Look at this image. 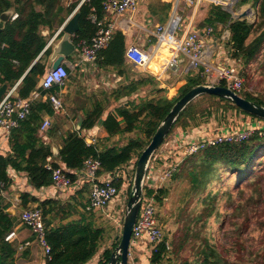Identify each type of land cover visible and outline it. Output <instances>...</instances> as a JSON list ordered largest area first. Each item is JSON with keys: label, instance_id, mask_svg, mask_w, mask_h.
<instances>
[{"label": "trees", "instance_id": "trees-1", "mask_svg": "<svg viewBox=\"0 0 264 264\" xmlns=\"http://www.w3.org/2000/svg\"><path fill=\"white\" fill-rule=\"evenodd\" d=\"M66 1L68 0H0V15L10 9L18 14L15 19L11 18L7 22L0 35V87L4 84L12 87L21 80L18 85L19 96L29 97L34 92L42 91L39 87V80L49 70L48 59L53 51L52 45L47 47L49 38L55 32V28L62 25L66 17L77 6L80 5L77 11L80 27L73 38L74 41L77 42L81 38L91 39L96 33L97 27L92 23L90 16L92 13L103 16L104 0H71L69 4H66ZM239 2L240 4H252L257 16L254 22L234 18L232 13L221 4L210 3L207 16L197 26L212 25L216 34L221 31L220 27L222 30L229 28L231 36L227 43L231 56L243 62L246 71L243 69L242 75L249 78L247 68L252 66L253 61L264 48V0H239ZM171 6L172 4L165 3L160 12L154 10V13L168 12ZM45 27L49 28L48 34L43 33ZM62 34L63 32L58 37ZM126 45L125 32L117 30L109 45L99 52L98 66L103 69L114 68L119 74L125 75ZM67 69L70 71L69 68ZM187 76L186 83L179 88V94L173 98L167 95H154L148 98L142 97L139 101L128 100L106 115L102 101H97L89 111L84 112L81 119V130L102 126L108 136L101 142L97 140L96 143L88 144L85 136L79 131L70 130L63 137L56 157H59L65 168L69 170L81 168L85 159L90 156L99 158L101 167L98 174L100 175L114 173L129 164L134 157L140 156L149 144L161 121L176 101L195 85L205 83V79L200 75L189 74ZM147 82L146 78L137 79L128 87V92L120 91L124 88H118L112 94L116 99H120L121 94L125 97L138 92V85H145ZM149 83L154 85L151 79ZM61 89L62 86L54 85L43 90L42 94H58ZM156 90L163 92L165 89L157 88ZM240 94L247 99L264 104V99L247 90L246 81L245 88ZM202 96L217 99L239 113L250 115L264 122V119L242 110L224 97L214 94ZM192 103L193 101L182 111L172 130L179 125L187 128L190 119L196 118L194 110L186 111ZM220 110L216 111L221 113L225 109ZM56 114L51 100L44 101L42 97L37 98L32 103L28 117L21 122L20 126L12 130L11 151L7 154L0 153V181L4 182L6 187L12 182L10 168L26 172L30 183L35 187L40 188L52 184L53 170L49 169L47 164L48 157L55 158V153L52 145L46 143L40 135V127L45 115L54 116ZM212 115L213 112L208 115V118ZM223 117H226L225 112ZM58 126L50 127L49 133L58 132ZM136 130H140L143 137H130L121 145L103 143L117 135L128 134ZM50 164L52 167H62L58 161L52 160ZM68 174L73 180L77 177L70 171ZM224 176L228 181H230L229 176L237 179L236 191L230 186L225 188L220 183ZM173 178L179 181L187 178L196 194L210 189L202 200L206 205L204 211L206 216L201 214L196 222L204 221L207 227L212 216H216V221L222 220L225 226L224 234L230 242V247L222 251L214 241L210 229L199 241L195 242L194 239H190V236L198 235L195 227L186 226L181 243L172 251H168L164 244L159 245L157 251H154L150 257L153 264H161L170 253H179L191 241H194L191 249L195 252V259L194 261L185 259L183 264H244V262L248 264L249 261L264 264V219L260 221L263 234L259 246L252 250L244 240L253 219L259 221L264 215V128L256 129L247 140L207 146L186 156L179 164ZM123 182V178L114 180L119 188ZM216 183L218 187L214 189L213 186ZM149 193L152 192L149 191ZM167 194L168 189L164 187L159 189L158 202H163ZM221 195L231 205V209L224 212L223 218L216 205L219 198L223 197ZM30 201L37 202L38 199L23 193L22 205L25 207ZM57 204V201L51 199L39 201L44 217ZM7 208L6 205L0 203V264H16L17 246L14 242L8 241L6 237L18 221L15 215L7 213ZM47 226L51 257L46 256V264H85L97 254L104 237V229L92 220L71 221L56 228ZM233 252L234 259H232ZM110 255L111 250H105L101 264H107Z\"/></svg>", "mask_w": 264, "mask_h": 264}, {"label": "built area", "instance_id": "built-area-1", "mask_svg": "<svg viewBox=\"0 0 264 264\" xmlns=\"http://www.w3.org/2000/svg\"><path fill=\"white\" fill-rule=\"evenodd\" d=\"M189 5L196 6L210 0H185ZM213 1V0H212ZM217 4H222L224 0H215ZM228 4L234 5L237 0H227ZM139 0H104L103 8L106 11L114 12L117 16L114 20L101 18L93 13L90 18L97 27L96 33L91 39L81 38L77 45L79 49L78 65L84 63L94 64L99 52L107 47L117 30H126L130 26V20L123 18V14L128 10H136ZM181 0L175 1V9L167 23L156 25L153 34L156 37L155 43H149L146 47L132 44L126 50V59L136 68L146 70L154 63H158L162 71H167L174 76L200 75L205 79V84L224 85L240 93L245 88V79L242 75L243 62L240 59L233 58L229 51L227 61L219 62L210 60L212 52V41L216 40L214 26L207 25L198 27L189 25L183 30V18L177 13ZM227 4V5H228ZM18 16L15 13L12 19ZM63 28V27H62ZM62 30V29H61ZM183 30V32H181ZM224 38V34H223ZM149 41H151L149 39ZM162 50L168 52L166 59H162ZM187 59L184 64L182 58ZM193 70V71H190ZM180 74V75H179ZM70 73L67 66L62 63L56 70L49 68L43 76L41 85L42 91L49 89L54 85L65 86ZM224 83V84H222ZM14 90V89H13ZM13 90L8 92L0 101V129L11 134L12 130L20 126L31 112L32 103L35 99L45 97L51 100L55 112H61L64 109L63 101L57 94H42V91L32 93L29 97L15 96ZM256 123H248L247 129L219 130L212 136H206L203 139H191L183 141L182 137H174L169 141L167 138L162 145L155 151L146 174L144 192L141 198V207L139 216L133 229L131 245L129 250V260L132 257V250L140 244L148 246L149 255L157 251L159 245L164 244L168 251L172 249L171 240L165 235L163 224L159 219V202L157 195L159 189L166 186L172 180L179 164L182 160L193 153L198 152L207 146H215L226 142H239L251 137L256 129L264 128V122L254 119ZM51 118L44 117L40 131H47L51 126ZM259 124H262L259 125ZM82 134V133H81ZM83 135V134H82ZM88 144L96 143L94 137H86ZM157 156L160 159H157ZM51 160V157H48ZM134 166V165H133ZM47 167L53 170V185L59 190H72L77 188V180L80 185L88 184L90 186L89 202L86 204V210H106V207L121 196V189L114 183V180L121 178L118 170L115 171V177L102 178L98 171L101 167L99 158L90 156L85 159L83 166L79 169L69 170L63 167H52L48 162ZM74 173L79 179L73 180L68 172ZM106 177V176H104ZM125 180V179H124ZM124 183V182H123ZM5 183L0 181V189L3 190ZM146 188V189H145ZM152 192V193H149ZM107 215L115 219L113 213ZM21 220L24 225L29 227L36 235V240L44 249L47 257H51V245L47 240V228L44 221L43 208L39 205L23 209ZM111 218V219H112ZM123 223V222H122ZM15 235L12 231L7 235V240ZM129 264V262H128Z\"/></svg>", "mask_w": 264, "mask_h": 264}, {"label": "crops", "instance_id": "crops-1", "mask_svg": "<svg viewBox=\"0 0 264 264\" xmlns=\"http://www.w3.org/2000/svg\"><path fill=\"white\" fill-rule=\"evenodd\" d=\"M70 1L71 0L66 1V4H69ZM175 1L176 0H139L138 7L136 10L126 11L122 17L127 20H130L129 21L130 26H128V28L125 31L124 30L122 31H124L126 34L127 48L132 44H137V45L146 47V45H148L149 43L151 44L155 43L156 37L153 34V31L155 30L156 25L167 23L169 21L172 14L174 13ZM237 2H238L237 3L238 5L236 6L235 5L236 3H234V5H230L228 4L230 2H228L227 0H224V2L221 5L226 10L231 12L234 18H237V15L240 14L241 12L248 11L249 13L250 11L254 9V8L253 9L251 8L252 7L251 3L240 4L239 0H237ZM165 3L172 4L168 12L163 11V14L154 13V10H157L160 12L162 5ZM210 3L217 4L215 0L213 1L210 0V1H206L202 3L196 8V6L189 5L185 0H181L179 7L177 8V13L181 15L183 18V30H186L190 24L197 26V24L201 22L207 16L208 10H209L208 7ZM79 6H77V8L70 15L66 17V20L64 21L62 25L55 28V32L49 38L47 47L50 45L54 46L55 43L60 39L61 36L60 37L58 36L61 32H63V30H61L63 25L74 13H78L77 11H78ZM227 7H229L231 10ZM232 9H234L235 11H238L239 13L237 12V14L235 15L233 13L234 10L232 11ZM104 11L105 12L103 16H100L98 13L96 14L100 16L101 18L106 17L108 21L114 20L115 17L117 16L114 12L106 11V10ZM183 30L181 32H183ZM220 30L221 31L219 33L217 34L215 33L216 40L212 41V52L210 53V60L215 61V62H219L220 59L223 61H227L228 56H229V51H230L229 44L227 43V40L229 39H226L225 37L223 38V34L230 29L225 28L222 30V27H220ZM43 33L48 34L49 28L45 27ZM74 36L75 35L72 36V39L74 38ZM149 39L151 41H149ZM74 42L76 44L75 51L68 57L67 60L63 62L67 66V68L70 69L69 73H71L73 69L77 68L80 74L83 73L86 76L92 75L93 82L95 81V79H100L101 82L104 84V88L110 89V90L111 88H114L115 90H117L116 84L120 82L123 77L126 78V76L122 75L123 76L122 77L121 74H119L118 71L114 69V71H116L117 73L115 72V74H112L113 76H110L111 73L109 71H103L102 73L103 77L101 76V78L100 77L97 78L96 76L98 72L103 70V68H100L97 64L98 59L95 60L94 64L84 63L82 65H78L79 49L77 45L79 43V40L77 42L76 41ZM167 56H168V53L167 55H165L164 53H161V57L163 60L166 59ZM126 61L127 62H126L125 68L128 67L127 65L128 63H130L133 67H135L127 59ZM182 62H184L185 64L187 62V59L183 57ZM48 65H49V68L51 67L50 65H52L51 58L48 59ZM139 70L146 72V75H147L146 77L138 78V79L146 78V80L148 81L146 85L150 86L149 84H151L152 88H155V86H153L152 83H149V79H151L154 85L156 84L157 86L156 88H163V89L168 88L170 91V94L173 89L176 90L174 86H170L169 84L171 83L170 80L174 78L175 76L171 73H168L165 70L162 71L158 63L152 64L147 70L146 68L139 69ZM190 71H193V70H190ZM182 76H179V77L181 78ZM179 77H176L177 79H173V80H180ZM41 78H43V76ZM187 78L188 77H186L185 79ZM20 82L21 80L18 81L12 87H8L6 84H4L6 85V91L3 94V96H5L8 92L12 91L13 89H14L13 94L15 96L19 95L18 85L20 84ZM176 82L178 83V81ZM93 84H95V82ZM96 85L98 86V84ZM64 87L65 86L62 87L61 91H64L65 89ZM175 94H176V91H175ZM57 95H59V93ZM42 98L44 101L46 100L45 97H42ZM91 108H87L85 105H80L78 109V111L80 112V116L75 119L76 122H75L74 128L75 130L82 133L83 136H86V137L90 136L96 139L98 138V136H100L99 138L104 139L108 136V133L102 126H95L94 128L89 129V130L86 129V131L77 129L78 126L80 125L81 119L83 118L82 115L84 116V112L89 111ZM108 112L109 111H107V113ZM56 113L60 114L59 112H56ZM242 114L243 113L235 112V118L239 119V117L243 116ZM44 117H50L52 121V117L54 116L45 115ZM60 128L61 129H58V132L53 133V134L49 133V129L45 132L40 131V135H42V138L46 143H49L52 145L53 150L57 151V152L54 151L55 158L54 157L51 158V160L50 161L48 160V162H51L52 160L58 161L60 162L62 167L65 168L64 163H62L59 157H56V155L59 152V148L61 147L63 137L66 135L68 131L74 130V129H72L69 125H64V128L63 127H60ZM227 129L229 128L227 127L226 122L223 120L222 114L220 112H217V113H213V115L209 117L207 120H200L199 123L195 126L189 125L187 128L183 129V131L182 130L178 131L174 137L181 136L183 141H188L191 139H203L206 136L209 137V136L216 134V132L219 130H227ZM10 137H11V134H7L0 129V153L7 154L11 151ZM174 137L168 140L171 141L174 139ZM132 168H133V162H130L128 165H125L119 168L117 173H119L118 175H120L121 178L126 179L128 175L126 170H129L131 172ZM9 173L12 178V182L10 183L8 187H6V184H5L3 190L0 189L1 190L0 191V203L3 205H6L8 207L7 210L9 209L10 211H12L10 215H15L17 217L18 223L15 225L14 229L12 230L15 232V235L11 239L8 240V241L14 242L17 246L16 264H46V254L44 252L43 247L39 245V243L37 242L36 235L32 232V230L29 227H27L26 225L22 223L21 213L23 209L29 208L31 206L39 205V201H44L46 199L57 201L58 204L54 206L55 208H53V210L51 209L50 212H47L44 217L45 224L47 222V225H49V228H56V227H60L61 225L66 224L71 221L81 222L85 220H92V222H94L97 226L100 227L99 225L100 223L103 224V223L110 222L109 220H111L112 218L111 216L105 213L106 211H108L110 215L113 213L114 215L117 216V214L120 213V211L124 207L125 198L122 199V197L119 196L115 201H112V203L106 207V210L102 209V210L88 211L86 210V206H87L86 204L89 202L90 186L87 189L86 187L88 186V184H85L79 187L78 185L81 184L80 180L76 181L78 182V185H76L77 188H72V190L70 191L69 190L64 191V190H59L55 185H53V183L51 185L43 186L40 188L35 187L32 183H30L27 173L23 171H17L13 168H10ZM101 176H103L102 178L115 177V172L102 174ZM76 179H79V177L77 176ZM23 193H27L29 196L36 197L38 201L37 202L30 201L27 204V206L24 207L22 205V194ZM118 207H120L119 211L117 210ZM92 212H96V214H91ZM159 212H160V207H159ZM99 216H102V218L100 219ZM102 228H103V225H102ZM105 234H106V230H104V235ZM104 239L105 237H103L101 241V246L97 254L85 264H101L105 250L110 249L112 253L114 248L117 246L118 241H115V242L108 241V243L106 241V243H104ZM135 255L139 259V261L137 262L138 264H153L150 261L151 256L149 255L148 246L146 244H140L138 247L132 250V257H130L129 264H136V262L132 263V259L133 257H135Z\"/></svg>", "mask_w": 264, "mask_h": 264}, {"label": "rangeland", "instance_id": "rangeland-1", "mask_svg": "<svg viewBox=\"0 0 264 264\" xmlns=\"http://www.w3.org/2000/svg\"><path fill=\"white\" fill-rule=\"evenodd\" d=\"M236 6L238 5L237 1L235 2ZM229 8V7H227ZM236 8V7H235ZM253 9V7H251ZM230 9V8H229ZM231 10V9H230ZM234 9H232L233 11ZM238 11L234 10V14L236 15ZM239 13V12H238ZM257 16L255 13V10L253 9L248 13V15L245 17V19H248L250 22H254L256 20ZM230 49V47H229ZM162 52L167 55V51L162 50ZM128 67L125 69V75L122 80L118 82L117 89L118 88H124L123 92H128L130 85L133 81L137 80L140 77H146V72H143L139 70L136 67H133L130 63L127 64ZM244 71H246L245 66L243 67ZM248 75L249 78L244 77L246 81V88L248 91L253 93V95L264 99V48L259 53L257 58L253 61L252 66L249 67ZM103 71H109L111 74L110 76H113L112 74H115L116 71H114V68L109 69H103L97 74V78L103 77ZM117 73V72H116ZM182 76V75H181ZM175 76L170 80L171 83L170 86H174L176 88V94L170 91L169 89H165L163 92H159L156 89V84L153 85L155 88H152V85H138L139 90L138 92H134L128 96L124 97V94H121L120 99H116L112 92L115 90L114 88L106 89L104 88V84L101 82L100 79H95V84H93L92 75L86 76L83 73L80 74L79 70L73 69V71L70 73L68 80L65 84L64 91L58 92L60 97L63 100L64 103V109L60 112V114L54 115L52 117V123L51 126H58L64 128V125H69L72 129H75V119L80 116V112L78 111L80 105H85L87 108H91L95 105L97 101H102L104 107H105V114L107 111H114L115 107H117L120 104H125L128 100H135L139 101L140 98L145 97H152L154 95H167L169 98L176 97L179 93V88L186 83V73L179 79L180 80H173L177 79ZM188 77V76H187ZM133 78V79H132ZM184 79V80H183ZM178 81V83L176 82ZM180 81V83H179ZM98 84V86L96 85ZM107 87V86H106ZM152 88V89H151ZM140 91V92H139ZM157 91V92H156ZM100 92V94H99ZM100 95V96H99ZM228 106L226 103L220 102L217 99H211L209 97L205 96H199L197 97L191 107H189L186 111L194 110V116L196 115L195 119H190L188 125H197L200 120H206L208 118V115H211L213 113H217V109H225L224 112L226 113V117H222L223 120L226 122L228 128L232 129H247L248 123L253 122L254 118L250 115L242 114L243 116L239 117V119L235 118V112L234 108H226ZM221 111V110H220ZM83 117V115H82ZM81 117V118H82ZM243 117V118H242ZM80 119V118H79ZM255 123V122H253ZM262 126V124H259ZM70 128V129H71ZM186 127H183L181 125L175 127L168 136L167 139L173 138L176 133L180 130L183 131ZM69 129V130H70ZM142 136L140 130H136L131 133H126L123 135H117L113 138H111L109 141H105L103 143L106 144H124L130 137H138ZM98 141H102L103 138H99ZM139 156L134 157V159L131 161L133 162V168L130 172L127 171V178L124 180V183L120 187L121 189V197L125 200L124 207L120 213L117 214V217H115L116 220L111 219L110 222L107 223H100V227H102L104 230H106V234L104 235V243H108V241H118L120 240L121 234H122V227H123V219L125 215L126 206L130 197L131 189H132V183L134 179L135 174V168H136V162L138 160ZM157 159L159 160L160 157L157 156ZM128 165V164H127ZM230 181H228L225 176L223 177V181L220 182L225 186V188H228L230 186L234 191L237 190L235 177H230ZM219 183V182H218ZM218 183L213 186L214 189H217ZM89 187V185L86 187V189ZM165 189H168L167 197L164 198L163 202L159 203L160 212L158 213L159 219L161 220L163 224V229L165 232V235L168 239L171 240L172 243V249L171 251L181 243L182 236L185 234V228L186 226H194L195 232L198 234L197 236H190V239H194L195 242L199 241L200 238L206 234V231L210 229L213 233L214 241L218 245V247L222 251H226L227 248L230 247V242L227 240L225 236V226L222 220L216 221V216H212L211 219L207 223V227L204 225V221L202 222H196L201 214L205 215V207L203 203V197L207 194V192L210 190H206L203 193L196 194L194 190L192 189V185L190 181L187 178H182L180 181L178 179L172 178L171 181H169L166 186H164ZM223 196V195H221ZM217 207H219L220 210V216L223 218V214L225 211L231 209L230 203H228L227 199L223 196L220 197L219 200L216 202ZM117 210H120V207L117 208ZM91 214H96V212H92ZM102 214V213H101ZM103 215V214H102ZM101 219L102 216H99ZM264 219V215L260 218L258 221L257 219H253L251 227L249 228L247 234H245L244 240L247 242L248 247L252 250H255L262 239V230H261V224L260 221ZM116 238V240H115ZM174 241V242H173ZM194 241L189 242L185 248H183L179 253H170L161 264H183V261L185 259H189L190 261H194L195 259V252L192 248ZM247 254V252H246ZM234 255V252H233ZM235 258V255L232 259ZM139 261L138 257L135 255L132 259V263ZM246 264V262H244ZM248 264H257L253 261H249Z\"/></svg>", "mask_w": 264, "mask_h": 264}, {"label": "water", "instance_id": "water-1", "mask_svg": "<svg viewBox=\"0 0 264 264\" xmlns=\"http://www.w3.org/2000/svg\"><path fill=\"white\" fill-rule=\"evenodd\" d=\"M252 10V9H251ZM14 10L10 9L4 11L0 15V35L6 24L12 18ZM248 15V11L241 12L237 15V18L245 19ZM79 13H74L63 25V34L60 39L53 46L51 54V67L57 69L61 64L68 59V57L75 51L76 44L72 39V36L79 30ZM231 31L228 30L224 33V37L229 39ZM43 78L39 81V87L43 83ZM6 91V85L0 87V101L3 94ZM204 94H214L220 97H224L232 101L236 106L242 110L255 115L259 118L264 119V104L257 103L253 100L247 99L240 93L235 92L224 85H209L205 83L197 84L187 91L171 108L170 112L164 117L155 131L149 144L141 152L135 168L134 179L132 183V189L130 197L126 206L122 234L117 246L112 251L109 261L107 264H128L129 262V250L131 245L132 233L139 216L141 207V198L144 192L146 174L149 168L150 161L155 151L162 145L164 140L170 134L174 124L178 120L183 110L197 97ZM81 129V122L77 128ZM86 131V129H82ZM57 152L56 150H54ZM12 211L9 209L7 213L10 214Z\"/></svg>", "mask_w": 264, "mask_h": 264}, {"label": "bare ground", "instance_id": "bare-ground-1", "mask_svg": "<svg viewBox=\"0 0 264 264\" xmlns=\"http://www.w3.org/2000/svg\"><path fill=\"white\" fill-rule=\"evenodd\" d=\"M173 93H175V90H174V89L172 90V94H173Z\"/></svg>", "mask_w": 264, "mask_h": 264}]
</instances>
